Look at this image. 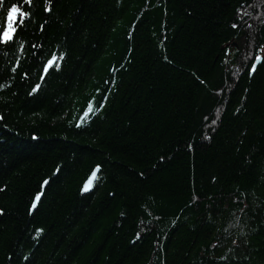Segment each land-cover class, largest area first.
Listing matches in <instances>:
<instances>
[{"label":"trees","instance_id":"1","mask_svg":"<svg viewBox=\"0 0 264 264\" xmlns=\"http://www.w3.org/2000/svg\"><path fill=\"white\" fill-rule=\"evenodd\" d=\"M44 7L0 45V264H264V0Z\"/></svg>","mask_w":264,"mask_h":264},{"label":"snow or ice","instance_id":"2","mask_svg":"<svg viewBox=\"0 0 264 264\" xmlns=\"http://www.w3.org/2000/svg\"><path fill=\"white\" fill-rule=\"evenodd\" d=\"M35 0H0V45L8 46L9 44L15 43L17 41L18 37V28L22 29L26 22L29 20L30 16L32 15L30 9L32 6H34ZM51 0H45V12H50ZM43 25H41V30H43ZM233 27H236V25H233ZM24 45L21 43L20 48L23 49ZM33 47H37L36 45H33ZM64 56L61 54L59 56L53 54L52 58L47 60V62L43 66V72L45 75L49 72V70L53 67L58 68L59 64L54 63V61L63 60ZM257 60H260L261 57L257 56ZM256 65H252V71H255ZM13 71H16V68L12 69ZM44 77L42 76L41 79ZM5 87V85H0V89ZM40 85H37L32 89V92L29 93V95H33L37 92ZM103 105H101L102 107ZM93 104L90 102L88 106V112L85 113L84 116H82L80 119L83 121L88 113L91 111H94ZM213 124L216 123L214 120L212 122ZM77 127H80V124H77ZM96 171H99V166H97L96 170L92 173L93 176L96 175ZM44 185H47L50 183V181H44ZM88 183H92V180L90 179ZM43 187V185H42ZM4 189H0V191H3ZM88 190L87 184L84 187V191ZM43 193H38L33 202H32V209L37 208V203L41 200V196ZM0 214H2V211H0ZM31 214V210H30ZM40 231V230H38ZM139 238V234L138 237Z\"/></svg>","mask_w":264,"mask_h":264},{"label":"water","instance_id":"3","mask_svg":"<svg viewBox=\"0 0 264 264\" xmlns=\"http://www.w3.org/2000/svg\"><path fill=\"white\" fill-rule=\"evenodd\" d=\"M94 171H95V170H94ZM94 171H93V172H94ZM93 172H92V173H93ZM92 173H91V175L88 177V179L85 181V183H84V185H83V188H82V193H83V194H87V193H89V192L92 191V187H93V185H94V183H95V180H96V177H97L98 171H96V175H95V176H93ZM90 179L92 180V183H88ZM86 184H87V186H88V190H87V191H84V187H85ZM38 204H39V202L37 203V206H38ZM34 210H35V209H32V208H31V212H33Z\"/></svg>","mask_w":264,"mask_h":264}]
</instances>
